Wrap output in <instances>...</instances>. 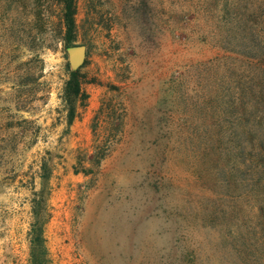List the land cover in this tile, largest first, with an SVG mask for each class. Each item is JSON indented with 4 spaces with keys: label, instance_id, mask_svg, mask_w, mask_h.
I'll return each mask as SVG.
<instances>
[{
    "label": "rangeland",
    "instance_id": "obj_1",
    "mask_svg": "<svg viewBox=\"0 0 264 264\" xmlns=\"http://www.w3.org/2000/svg\"><path fill=\"white\" fill-rule=\"evenodd\" d=\"M62 17L0 0V264H28L42 164L52 264H264V0H77L70 127Z\"/></svg>",
    "mask_w": 264,
    "mask_h": 264
},
{
    "label": "trees",
    "instance_id": "obj_2",
    "mask_svg": "<svg viewBox=\"0 0 264 264\" xmlns=\"http://www.w3.org/2000/svg\"><path fill=\"white\" fill-rule=\"evenodd\" d=\"M77 0H60L63 13V21L65 27L64 42L65 47L74 46L75 42V24H74V15H75V6ZM64 98L67 104V126L70 127L75 116L76 108L75 101L80 93V81L78 77V70L71 71L69 73V79L65 84L64 89ZM115 130L121 132L123 124L117 123L115 125ZM92 132L95 133V129H92ZM116 141H97L94 139L92 145V153L87 158L88 163L90 164L89 168L99 167L100 164L106 159L112 146L116 144ZM89 168L85 171H81L82 174L88 175ZM78 173V171H77ZM48 178L49 170L46 168V164H42L40 179L42 180V188L38 192L33 194V198L30 201V213L32 221L29 226L28 231V264H52V261L49 258L48 250L46 247L44 239V229L45 225L49 219V210H48Z\"/></svg>",
    "mask_w": 264,
    "mask_h": 264
},
{
    "label": "water",
    "instance_id": "obj_3",
    "mask_svg": "<svg viewBox=\"0 0 264 264\" xmlns=\"http://www.w3.org/2000/svg\"><path fill=\"white\" fill-rule=\"evenodd\" d=\"M69 64L72 69L77 70L83 63L86 57V48L83 45H74L66 48Z\"/></svg>",
    "mask_w": 264,
    "mask_h": 264
}]
</instances>
